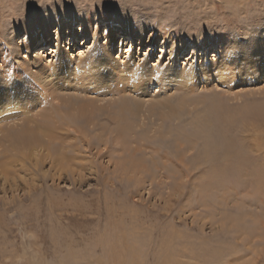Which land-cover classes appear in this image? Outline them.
<instances>
[{"label": "rangeland", "instance_id": "374dc122", "mask_svg": "<svg viewBox=\"0 0 264 264\" xmlns=\"http://www.w3.org/2000/svg\"><path fill=\"white\" fill-rule=\"evenodd\" d=\"M105 26L124 34L109 54ZM28 29L38 38L26 49ZM9 39V81L21 71L22 90L5 86L0 99L24 95L28 110L1 128L87 101L101 108L97 129L74 123L91 145L66 150L73 173L45 159L44 147L0 142L9 169L0 165V264H264V57L244 51L249 42L264 50V0H0L3 56ZM230 41L239 45L234 80L192 72L216 66ZM129 64L163 67L169 88L151 82L137 100ZM107 114L128 126L122 141ZM97 132L108 138L98 144Z\"/></svg>", "mask_w": 264, "mask_h": 264}, {"label": "bare ground", "instance_id": "6f19581e", "mask_svg": "<svg viewBox=\"0 0 264 264\" xmlns=\"http://www.w3.org/2000/svg\"><path fill=\"white\" fill-rule=\"evenodd\" d=\"M60 20L61 19H58V21H60ZM60 22H63V21H60ZM32 26H34V25L31 24V27ZM41 28L43 29V35L46 34L45 26H41ZM104 29H105L104 36H108L107 44L105 45L104 49H105V52L107 54H109V53H111L114 50L117 40L122 39L124 41V36H123L124 34L120 35L118 33L117 34L113 33L111 26H109V27L105 26ZM26 32H27V35H26L25 38H26L27 41L28 40L30 41V42L25 44V48L27 49L29 47V45L33 44V42L35 41V39L38 38V36L32 30L28 29V30H26ZM126 32H127L126 34L129 36L128 39L130 40L131 39L130 38L131 37V33L129 32V30H126ZM202 43H203L202 41H197V42H195L193 44V46H194V48L195 47L197 48V47L201 46ZM249 43L252 44V45H246L245 48H244V51L245 50L246 51L247 50L250 51L249 52L250 57H248V59L256 58V55H255L256 53L257 54H262L261 56L264 57V50L261 49L262 46H259L257 43H254V42H252V43L249 42ZM12 46L13 45H12L11 39H9L6 42L5 47H2V51L5 52L6 56L5 55L3 56V54H0V97L5 92V89H3V87H5V86H9L10 93H14V94L15 93L17 94V92H19V90L20 91L22 90L19 87L20 82L23 83L22 82L23 79L19 78V76L21 75V71L14 70V74L18 76V79L13 81L12 83H10V81H9L11 79V73H10V70H9V67H8V64L11 63V61L9 60L10 59L9 58V56H10L9 54H11L10 53L11 50L9 51V49ZM229 46L231 47V50H229V48H228ZM203 47H206V45L203 46ZM224 50L226 52V57H224L223 59L221 58V60H217L216 66L211 65V64L208 65V64L205 63V64L199 66V70L200 71H196L195 70V71H192V72L193 73L200 72V74L205 75L204 71L206 69H212V70H217V72H219L220 77H221V75H223L224 78H225V76H226L225 73H227L228 74L227 78H231L230 76H232L233 78H231V80H234L235 79V77H234L235 75L229 69L233 68V66L235 64V63L233 64L232 59H233V57L237 56L236 53H239V51H238L239 50V45H237V44L233 45L232 41H230V42H228V44L225 45ZM178 52H181V51L179 50ZM7 60H9V61H7ZM223 61H224V63H222ZM91 64H92V62H91ZM104 64H107V66L110 65V58H108L105 61ZM93 65H95V64H93ZM97 65H98V63H97ZM256 66H257L256 62H251L250 61L248 63V68H249V73H250V74L249 73L248 74L250 76L254 77V76L257 75L256 74L257 73L256 72V70H257ZM18 68L21 69L20 66H16L15 67V69H18ZM161 68L162 69H158V68L157 69L156 68L150 69V67L145 66L144 68L142 67V68L134 69V67H132L130 64H129V67L127 65H125L123 70H124V74H126L127 77H128L127 80H131L130 79V75L131 74H133V76L135 77L134 81H132V82L128 81L129 83L126 84L127 87H131V89H129L128 91L130 93L135 94L136 95L135 98L137 100H140V99H142V96H141L142 94L141 93L145 90L144 89L145 86L149 85V83H151V82L156 84L157 86H159L160 89H163V90L168 89L170 84L166 85L163 82L171 81L172 78H171L169 72H164L165 71V70H163L164 68L163 67H161ZM28 69H29V67H28ZM110 69L112 70V65L110 66ZM231 70L236 72L235 69H231ZM186 72H188V71H186ZM210 74H212V71H210L208 75H210ZM121 75H118V76L120 77ZM194 78H195L194 74L188 75L186 77V81L187 82L188 81L191 82L192 80H194ZM193 85H195V84L193 83ZM116 91L122 93L124 91V89L122 87L121 88H115V89H108L107 93H109V94H110V92L118 93ZM101 93L102 92L98 91L97 94L102 95ZM48 97L50 98L51 101H53V102L56 101V103L61 102L62 104H66L68 102L65 98L62 99V98H59L56 95L49 94V93H48L47 97H44V99L47 100ZM19 98L23 99L24 100L23 102H25L26 97H24V95L23 96H19V95L9 96L7 98V101L3 100V99H0V123L3 120H6V119L7 120L5 122H8V119H13L11 117H14L19 112L21 114H22V112L26 113L25 111L28 110L27 109L28 106L26 104L22 105L21 104L22 102L18 101ZM58 98H59V100L57 101ZM74 98H75V96H74ZM68 99H71V98H68ZM153 102L151 101L152 104H153ZM160 102L161 101L158 100L156 104H161ZM92 103H93V101H87V102H85V106L84 105H78V107L76 108V110L74 112L71 111L69 113V111H67L62 116H58L59 114L55 115V112H53L54 110H49V111L42 112V115H41L40 119H34L33 120L30 117L25 116L26 118H23L22 119L23 121L20 124L18 123L16 125V123H15V125L17 127L15 126L14 128L6 127V126H5V128H1V125H0V142L3 141V140H6L7 142L9 141V143L14 144L16 147L24 146L23 150H27V151H29V149L33 150L34 147H44V149L47 150V154H48L45 159H51L50 161H52L51 162L52 164L56 163L55 167H59L58 170H65L66 173L68 172V174L69 173H73V171H74L72 169L73 167L71 166L72 168H70L71 164L68 165L66 163V162L69 161L67 159L71 158L68 155L66 150H69L71 147H73V149H75V150H77L78 148L80 149V147L77 144V142H80L81 144H83L85 146L91 145L90 144L91 137H90V134L88 133V131L87 132L84 131L83 128H79V127L77 128L78 125L75 126L74 123H75L76 120H79V121H82V123L84 122L83 124L86 123L87 125H92V129H95V127H96V129L98 128V124L94 127V123H97V121L100 120V118H98V115H99L101 107H99V106L95 107ZM52 104H54V103H52ZM86 105H89L90 108H88V106H87V108H85ZM52 108H55V106L54 107L51 106L50 109H52ZM125 108H127L126 105H125ZM57 109H59V108H57ZM68 109H69V107H68ZM56 113H58V112H56ZM120 113L122 114L121 117H124V112L121 111ZM127 113H129V112H127ZM49 115L51 117L50 119H48ZM55 117H56V120H55ZM120 118H117V115H114V116H109L108 115V119L110 120L109 123H112L114 125V128H113L114 130L112 129L113 131L111 132L112 134L111 133H109V134H111L113 139H115V140L117 139L119 141H122L124 139V134L128 133L127 132L128 126L126 124H121V119ZM14 129H16V133H10V131H12V130L14 131ZM102 133H103V131H102ZM102 133L97 132V134H96V137H97L96 141H98V144L102 143L103 141H105L108 138L107 136H103ZM94 135L95 134L92 135V138L94 137ZM68 138H71V140H75L76 142H74V143L68 142L67 141ZM58 139L59 140L61 139L62 141H65L63 143L60 142L61 146H63L62 147L63 148V152L61 151L56 156H53L51 154V152H53V154H55L57 152L56 147L55 146L53 147V143L56 140H58ZM1 143H4V142H1ZM89 149L91 150V147ZM73 152L74 151L72 150L71 153H73ZM76 153H77V151H76ZM0 154H1V152H0ZM73 154H75V153H73ZM77 155H78V153H77ZM4 157H6V156H4ZM20 157H22V156L12 154L11 158H12L13 161H19V160H21ZM23 160H25V158H23ZM27 160H29V159H27ZM0 165L4 166L5 163L0 164ZM76 165L82 166V164H77V163H76ZM64 166H67L68 169H64L63 168ZM55 167H53V168H55ZM60 167H62V168L60 169ZM4 171L5 172L9 171V169H6V166H4Z\"/></svg>", "mask_w": 264, "mask_h": 264}]
</instances>
